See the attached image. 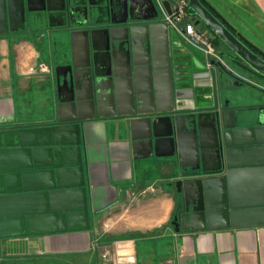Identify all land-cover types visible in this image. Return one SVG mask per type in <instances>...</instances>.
Listing matches in <instances>:
<instances>
[{
	"label": "water",
	"instance_id": "obj_1",
	"mask_svg": "<svg viewBox=\"0 0 264 264\" xmlns=\"http://www.w3.org/2000/svg\"><path fill=\"white\" fill-rule=\"evenodd\" d=\"M161 1L171 15L175 0ZM187 2L196 24L210 28L264 76V57L201 0ZM77 4L84 17L74 21L84 26L91 22L90 10L102 15L113 12L111 6H126L128 15L131 0ZM13 6L43 11L52 20L71 4L0 0V21L7 29ZM152 18L135 25L127 16L116 22L127 25L105 28L98 38L94 34L100 30L72 32L82 36L83 51L74 52L71 63L58 68L57 122L0 128V248L4 239L91 228L83 128L85 122L107 116L117 122L118 133L129 135L135 158L175 155L184 172L212 174L177 181L185 212L176 231L264 226V108L255 116L248 108L229 107L226 100L215 115L203 113L218 107L216 71L224 64L210 59L207 66V56H200L168 21L158 14ZM109 101L116 110L104 114L102 107ZM254 117L256 124L251 123ZM142 151L147 154L138 155Z\"/></svg>",
	"mask_w": 264,
	"mask_h": 264
},
{
	"label": "crops",
	"instance_id": "obj_2",
	"mask_svg": "<svg viewBox=\"0 0 264 264\" xmlns=\"http://www.w3.org/2000/svg\"><path fill=\"white\" fill-rule=\"evenodd\" d=\"M208 1L264 51V0ZM68 2L76 6L78 0ZM127 10L143 23L154 21L157 14L164 20L158 0H131ZM44 16L20 30L0 32V128L57 122L62 78L58 68L71 63L74 52L83 51L82 36L72 32L96 28L91 22L80 26L77 19ZM218 70L216 88L223 78ZM218 99L223 101L219 93ZM110 103L102 107L104 114L116 110ZM116 123L107 116L87 121L83 128L91 228L10 238L5 245L8 255L73 264H264V226L176 231L171 221L183 196L176 184L185 178L178 157L135 158L129 135L118 133ZM111 247L109 261L103 253ZM119 247L125 249L117 252Z\"/></svg>",
	"mask_w": 264,
	"mask_h": 264
},
{
	"label": "flooded vegetation",
	"instance_id": "obj_3",
	"mask_svg": "<svg viewBox=\"0 0 264 264\" xmlns=\"http://www.w3.org/2000/svg\"><path fill=\"white\" fill-rule=\"evenodd\" d=\"M77 5L76 6H66V9H64L60 13V17L65 18L66 20L68 19V20H72V21L76 20V19L77 20L83 19V17H84L83 16V14H84L83 7L77 6ZM31 7H41V6H31ZM111 8L113 9V12L110 13L109 10H107V12H106V10L105 11L103 10L104 14H102V15H99L96 10H90L91 23L94 27H96V28H94V30H100L99 33L104 34L105 28H109V27H113V26H119V25L125 26L127 24H118V23L116 24V22L121 21V20H125L127 18V16L130 19V23H133L135 25L143 23L142 21L131 19L129 11H128V15H127V12L124 9L118 10V8H116V6H111ZM78 9H79V11H78ZM44 14H46V13L43 11L29 10L27 7L25 9H23L22 6H13L12 11H11V21L8 25V29H7V26L5 25V23L0 21V30L5 29L9 32H11V30L13 28L14 29L18 28L20 30L21 28H24L25 25L27 26L31 22L39 21V17L45 18ZM2 18H3V14H2V12H0V19H2ZM121 34H123L122 31H121ZM224 55L226 56V58H231V59L235 60V58L232 57L231 54H229V53H227V55H226V53H224ZM223 70H225V72ZM223 70L219 69V72L220 73L222 72V76H223V78H225V80H227V82L231 81L237 85H244L245 83L249 84V82H247V81L239 80L234 75V70L230 69L227 66V64H225V62H224V69ZM262 90H264V89H262ZM226 100L229 101V104H228L229 107H234V108L239 107L238 105H235L232 103L233 100L231 98L226 97L223 101H219L217 108L205 110V111H203V113H206V114L209 113L210 116L215 115V113L218 110L222 111V109L225 106ZM237 101H241V99H237ZM240 107L248 108V111H247L248 113H253L255 116H257L259 113L258 109L264 108V103H259V104L251 105V106H248V105L242 103L240 105ZM251 109H253V110H251ZM263 112H264V110H263ZM198 114H200V113H198ZM256 122H257V119H256V117H254V119L251 121V123L256 124ZM182 175L185 178H191L192 179L195 177H203V176H208V175H212V174L206 175L200 171H192L191 170V171H187V172L182 171ZM177 207H178L177 208L178 210H177L176 214H174V217L171 221L175 230H176V227L181 228L183 213L185 212V203H184L183 196L179 199ZM8 240L9 239H4L2 241L1 248H0V264H73L72 261H68V260L25 258L23 256L19 257V256L8 255L5 251V245H6V242Z\"/></svg>",
	"mask_w": 264,
	"mask_h": 264
},
{
	"label": "rangeland",
	"instance_id": "obj_4",
	"mask_svg": "<svg viewBox=\"0 0 264 264\" xmlns=\"http://www.w3.org/2000/svg\"><path fill=\"white\" fill-rule=\"evenodd\" d=\"M207 36L210 37L209 43L213 47L214 53L220 56L230 69L234 70V75L239 80L249 82L248 85L242 86L231 81L227 82L225 78L220 77L217 90L222 100L229 97L233 100L232 103L238 106L242 103L248 106L264 103V90H262L264 89V78L254 73L244 62L226 58L224 53H226V55L229 53L234 58L236 55L223 42L216 39L212 32L208 33ZM192 47L200 56L204 57L205 53L202 49L195 45H192ZM237 99H241V101H237ZM110 249H112V247Z\"/></svg>",
	"mask_w": 264,
	"mask_h": 264
},
{
	"label": "built area",
	"instance_id": "obj_5",
	"mask_svg": "<svg viewBox=\"0 0 264 264\" xmlns=\"http://www.w3.org/2000/svg\"><path fill=\"white\" fill-rule=\"evenodd\" d=\"M158 2L164 10V20L170 23L172 30L187 43L195 45L204 51L208 58L207 66L211 67L210 59L220 60L224 64L222 58L214 53V49L209 43L210 37L207 35L211 33V31L208 27H204V25L196 24V19H193L194 14L188 8L187 0H175L173 4V13L171 15L165 10L162 1L158 0ZM120 249L123 250L125 248L119 247L117 248V252ZM103 257L111 261L113 259L112 249L106 248Z\"/></svg>",
	"mask_w": 264,
	"mask_h": 264
},
{
	"label": "trees",
	"instance_id": "obj_6",
	"mask_svg": "<svg viewBox=\"0 0 264 264\" xmlns=\"http://www.w3.org/2000/svg\"><path fill=\"white\" fill-rule=\"evenodd\" d=\"M220 20H222L229 29H231L233 31V33H235L243 42H245L252 50H254L256 53H258L259 55H261L262 57H264V51L259 48L257 45H254V43L252 44V42L250 40H248L247 38H245L240 32H238L234 26H232L227 20H225V18L218 12V10L214 7H212L213 5L208 1V0H201ZM209 30L212 32V30L209 28ZM213 33V32H212ZM214 37L218 40H220L222 42V40L216 36L213 33ZM235 60L236 61H242L244 62L242 59H239L238 56H235ZM245 63V62H244ZM247 65V64H246ZM248 66V65H247ZM251 69V68H250ZM253 71V69H251ZM254 73H256L258 76L264 78V76L258 74L256 71H253Z\"/></svg>",
	"mask_w": 264,
	"mask_h": 264
}]
</instances>
